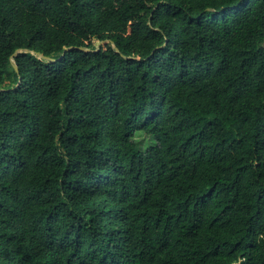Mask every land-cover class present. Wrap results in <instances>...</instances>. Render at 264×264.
I'll use <instances>...</instances> for the list:
<instances>
[{"label":"trees","instance_id":"1","mask_svg":"<svg viewBox=\"0 0 264 264\" xmlns=\"http://www.w3.org/2000/svg\"><path fill=\"white\" fill-rule=\"evenodd\" d=\"M0 264H264V0H0Z\"/></svg>","mask_w":264,"mask_h":264},{"label":"rangeland","instance_id":"2","mask_svg":"<svg viewBox=\"0 0 264 264\" xmlns=\"http://www.w3.org/2000/svg\"><path fill=\"white\" fill-rule=\"evenodd\" d=\"M133 141L136 143L137 149L141 151L153 145V140L142 133H137L134 136Z\"/></svg>","mask_w":264,"mask_h":264},{"label":"water","instance_id":"3","mask_svg":"<svg viewBox=\"0 0 264 264\" xmlns=\"http://www.w3.org/2000/svg\"><path fill=\"white\" fill-rule=\"evenodd\" d=\"M69 48H71V47H69ZM69 48H67V49H69ZM67 49H66V50H67ZM82 49L88 51V49H85V48H82ZM114 49H115L116 52H118V49H117L116 47H114ZM66 50H65V51H66ZM18 52H20V50H16V51L12 54V56H10V62H11L12 66H13L15 69H17V67H16V64H15V62H14L13 57H14ZM36 55L39 56L40 58L46 60V61H49V62L55 61V59L50 58V57H45V56H43V55L40 54V53H36ZM61 56H62V55H61Z\"/></svg>","mask_w":264,"mask_h":264}]
</instances>
